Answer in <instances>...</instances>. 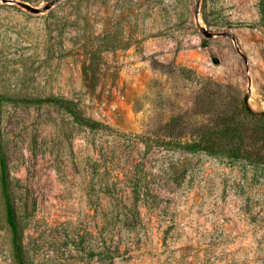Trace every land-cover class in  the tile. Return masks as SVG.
<instances>
[{"label":"rangeland","instance_id":"374dc122","mask_svg":"<svg viewBox=\"0 0 264 264\" xmlns=\"http://www.w3.org/2000/svg\"><path fill=\"white\" fill-rule=\"evenodd\" d=\"M15 1L0 0V94L68 98L104 125L0 104L30 263L264 264V165L177 146L225 122L258 138L242 106L263 117L264 0H200L197 20L194 0ZM0 264H16L1 193Z\"/></svg>","mask_w":264,"mask_h":264},{"label":"trees","instance_id":"16d2710c","mask_svg":"<svg viewBox=\"0 0 264 264\" xmlns=\"http://www.w3.org/2000/svg\"><path fill=\"white\" fill-rule=\"evenodd\" d=\"M94 60L92 54L90 61ZM91 63V62H90ZM89 63V65H90ZM93 64V63H92ZM90 67V66H89ZM88 68L84 69L87 77ZM26 101L33 103H50L64 109L72 120L90 129H99L103 123L86 116L71 99L60 96H46L28 98H15L0 94L2 102ZM244 116L254 119L258 126V138L250 142V138L244 137L239 125L225 122L221 125H204L189 130L190 139L181 143L180 146L189 151H203L211 154H220L232 159H242L255 164L264 165V117H254L242 106ZM172 122L163 126L164 130H172ZM150 143V142H149ZM177 144V143H176ZM0 193L4 205V220L10 232V244L12 257L16 264H31L22 242V227L16 215L13 194L10 188L7 159L4 153L0 136Z\"/></svg>","mask_w":264,"mask_h":264},{"label":"water","instance_id":"95a60500","mask_svg":"<svg viewBox=\"0 0 264 264\" xmlns=\"http://www.w3.org/2000/svg\"><path fill=\"white\" fill-rule=\"evenodd\" d=\"M4 2L6 1H13V0H2ZM62 0H51L50 2L48 3H45V5L42 7V9H40L39 7H36V6H32L30 5L29 3L27 2H24V1H20V0H17L15 1L19 6L23 7L24 9L28 10L29 12H32V13H38V12H41V11H44V10H48L50 9L52 6L56 5L58 2H60ZM195 1V6H194V18L197 20L198 19V11H199V3H200V0H194ZM201 32L206 36V37H211L213 36V34L209 31H207L204 27H201L200 28ZM223 35L227 36V37H230L232 40H234V37L231 36L230 34L228 33H224ZM242 55V54H241ZM242 57L244 58V60L246 61V57L244 55H242ZM247 102H248V96L245 95L244 98H243V103L244 105L246 106V108L251 111V109L248 107L247 105ZM261 116L264 117V112H261L260 113Z\"/></svg>","mask_w":264,"mask_h":264}]
</instances>
